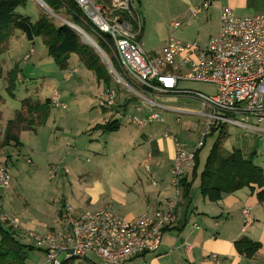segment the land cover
<instances>
[{
  "label": "crops",
  "instance_id": "1",
  "mask_svg": "<svg viewBox=\"0 0 264 264\" xmlns=\"http://www.w3.org/2000/svg\"><path fill=\"white\" fill-rule=\"evenodd\" d=\"M205 1L210 3L208 9L196 17H191V9L201 5ZM132 2L142 23V32L139 38L141 44L143 43L142 34L145 29V23L143 24L142 21L143 9L144 6H148L150 3H161L163 8L165 6L168 15L176 16L180 20L178 27L173 30L166 23L165 30L167 31L168 29L169 37L173 35L174 30L185 25L180 41L196 43L200 47H203L210 37L218 34L220 28L219 17L222 8H230L237 17L264 15V0H132ZM46 8L49 9V7ZM64 10L72 17V13L68 12L67 9ZM65 24L70 28L74 27L76 34L82 39L75 29V24L67 21H65ZM203 26H206L210 31L206 34L205 38H200ZM167 39L162 38L160 40L161 46L156 52L147 48L149 43H145L147 46L144 43L142 44L143 50L149 56L157 55L161 52ZM37 40L38 38L33 40L34 45L37 44ZM30 51L34 52L35 50L32 48ZM4 52L7 53L10 59H14V51L10 49V46L7 45ZM71 60L78 62L79 59L76 55L72 54L64 70H61L54 60L53 62L61 73L64 74V82L69 83L75 79L73 84L81 87L82 83L76 80L77 77L75 78L78 66H74L76 63L71 64ZM0 63L4 64L6 61L0 59ZM1 64L0 67L2 69ZM13 66H15L17 72L16 82L14 90L9 96L14 98L17 83L23 82L24 79L22 72L18 70V64L10 67L12 68ZM106 71L109 75L108 70ZM74 72L75 74H73ZM109 77L110 83L107 86L103 81H98L94 75L93 80H96L94 95L97 96L98 93L99 96L104 90H113L116 94L118 93L115 104L110 108L99 109L96 118L90 119L88 123L78 128L75 135L72 136L73 138L93 132L92 136L84 137L80 141L69 140L66 136L57 137L52 128L54 126L49 128V123L51 122L50 108H52L49 103L50 108L43 124L31 125L29 128L24 129L22 125L18 131H13V140L5 142L9 123L16 118L17 112L21 110V102L24 99L36 100L32 97H25L19 101L20 107L18 109L12 108V106L8 109V100L0 97V165H6L8 168V161H13L15 158L14 150L20 151L26 147V143H30V152H32L33 156H40L45 160V164L47 163V167L49 168L54 165V160L58 157L60 150L61 152L65 150V153H63L64 157L60 162L68 158H72L74 162H80L85 156L89 157L88 159H92L91 167L88 168V171L86 169L81 170L78 180L81 181V178L94 175V178H97L98 181L109 183L107 189L97 181H94L91 186L86 185V182L79 183L77 200L81 201L80 203H76L72 199L70 189L67 194L60 195L61 199L58 202L59 207L56 212L58 223H33V209H28L25 206L28 205L27 203L16 205L14 198L10 199L9 191L4 195H0V215H5L17 223V234L21 238L16 237L19 240L22 239L24 243L32 244L29 234L44 235L58 230L61 210L65 204L70 205L76 213L84 211L97 212L110 206L119 217L130 221L144 215L154 216L157 210H163L165 204L175 196L171 183L175 159L174 140H180L183 134L182 129L175 122L171 121L170 118H162L160 116L158 120L150 124L141 126L133 124V118L146 119L150 114L148 115L140 107L132 105V100L128 99L127 95L124 96L123 93L117 91L119 88L115 89L112 86L111 80L114 79L110 75ZM1 78L8 81V77L4 76L3 72ZM50 97H47V99L49 100ZM133 97L136 98L134 95ZM137 100L140 101L139 99ZM155 100L163 102L164 105L163 103L157 104L160 109L168 112H176L177 114L193 113L196 115L200 113L178 106H167V103L177 102L176 96H158ZM91 109L92 111L95 110ZM5 111L8 113L5 114ZM176 120L180 122L179 118ZM108 123H112L115 129L110 131L104 130L105 125ZM205 126L206 122L200 125V134ZM58 129L61 130L60 128H55L56 131ZM219 130V128H216L215 131L213 130L209 134L208 137H212L213 140L203 160L201 155L206 144L207 137L205 138L203 147L198 154L196 170L193 168L194 165L185 167L183 179L189 188L186 195H183L182 188L181 197L173 219L170 225L163 230L159 250L156 253L132 257L127 261V264H215L210 258L212 254L217 255L220 264H264V201H260L257 197V193L260 190L256 186H251L250 188L244 187L237 191L223 194L221 199L216 202L210 201L201 195L200 175ZM241 134L239 139L231 142L230 149L225 148V141L223 142V148L228 152L238 150L245 156L254 152L257 157L258 151L254 146V140H260L254 136L246 137L243 133ZM104 136L107 137L101 140ZM24 137L33 138V140L27 141ZM43 137L47 138L45 143L41 141ZM249 137H252V139H244ZM181 142L186 145L189 151L194 148V146L188 147L185 142ZM70 148H74L73 151H69ZM262 149H264V146L260 147V154L264 156ZM104 157L111 159V166H103L102 163L106 161L103 160ZM47 159H51L53 162L48 163ZM88 159L87 161H89ZM26 162L28 164L33 163L29 158ZM35 167L38 169L37 166ZM140 168L144 170L146 178L138 173ZM62 172L65 174L64 169ZM102 172H109V175L105 176ZM48 174L51 175L50 169H48ZM121 174H124V176ZM65 175L68 176V173ZM54 178H50L49 176L50 180H54ZM67 178L68 183L71 185L73 179L70 181L71 177L68 176ZM73 183L77 184V181L74 179ZM93 189L94 191H92ZM97 203L101 204L98 209L88 208L90 205ZM243 210H248L249 222L247 224L245 223ZM242 239L259 245L258 250L252 256L246 255L244 252L246 248H236V243ZM34 251L41 254L44 258V253L41 250L37 249ZM72 260L77 259L68 261L62 259V264L65 262L75 264ZM43 262L44 259L41 264ZM26 263L29 264L28 260ZM77 264H101V262L97 257L90 254L85 259L79 260Z\"/></svg>",
  "mask_w": 264,
  "mask_h": 264
},
{
  "label": "built area",
  "instance_id": "2",
  "mask_svg": "<svg viewBox=\"0 0 264 264\" xmlns=\"http://www.w3.org/2000/svg\"><path fill=\"white\" fill-rule=\"evenodd\" d=\"M70 1L80 9L81 23L94 38L78 29L93 40L94 49L117 84L153 109L159 108L155 100L158 96L191 98L200 103L199 115L207 119L191 151L180 140H174L171 183L175 196L154 216L144 215L127 221L110 206L97 212L76 213L65 204L58 230L44 235L29 234L33 247L44 253L43 264H62V259L83 260L90 254L101 264H127L132 257L159 250L163 230L170 225L181 197L184 169L194 165L195 153L203 147L212 129L233 126L242 129L246 137L254 136L264 141V15L237 17L230 8H222L219 32L203 47L170 36L160 53L149 56L139 39L142 23L132 0ZM209 6L205 1L193 7L190 16L196 17ZM176 27L178 23L171 22L170 29ZM183 82L215 85L216 91L206 94L182 88ZM116 97L115 91L104 90L97 104L110 108ZM49 103L53 108L66 109L59 91L53 92ZM158 119L159 114L153 112L146 119L133 118L132 122L141 126ZM56 171H51L50 178ZM64 171L68 173L66 168ZM8 185L9 170L2 164L0 188ZM243 215L247 224L248 210H243ZM0 225L18 227L5 215H0ZM210 258L220 264L217 255L212 254Z\"/></svg>",
  "mask_w": 264,
  "mask_h": 264
},
{
  "label": "rangeland",
  "instance_id": "3",
  "mask_svg": "<svg viewBox=\"0 0 264 264\" xmlns=\"http://www.w3.org/2000/svg\"><path fill=\"white\" fill-rule=\"evenodd\" d=\"M17 12L28 16L32 22H36L41 15L46 16L56 26L65 24V21L70 22L94 38V35L90 32V30H87V28L82 23H76L63 8L57 12L52 11L50 8L46 10L35 0H29L24 7H19ZM142 17L143 24L145 23V29L142 34L143 43H149L148 46L146 44L145 45L148 49H151L155 52L161 46L160 40L162 38H169L168 29L167 31L165 30L166 23L170 25L171 22H180L176 16H170L167 14L165 6L163 8L161 3H150L148 6H144ZM184 29L185 25L174 30L172 35L173 38L180 40L182 37L181 33L184 31ZM209 31L210 29H208L206 26H203L201 29L200 38H205ZM79 40L82 44L93 47L87 42H82L80 37ZM6 43L8 46H10V49L14 51V59H10L8 57L6 53L7 51L0 55V59L6 61L4 64L0 63L3 74L4 76L8 77L10 72L16 70L15 66L12 68L10 66L18 64V70L22 72L24 79L23 82L17 83V88L14 91V98L9 96L7 92V87L9 86L8 81L3 78L0 79V97L2 99L8 100L9 103L7 108L10 109L12 106V108L18 109L20 107L19 101L25 97H32L42 103L47 99V97L52 95L54 90H57L60 92L62 100L66 104L67 108L66 110L53 107L50 108L51 122L49 123V128L54 126L52 128L57 137L66 136L69 140L80 141L84 137L92 136L93 132H89L86 135H79L76 138L72 137L75 135L78 128L85 125V123H88L90 119L96 118L98 110H101V107L97 104L98 93L97 96L94 95V89L96 86V80H93L94 74L91 71L86 70L80 60H78V62L71 60V64L76 63L74 66H78V72L75 75V78L77 77L76 80L80 81L82 85L81 87L74 85L73 81L75 79L69 83L64 82V74L61 73V71L54 64L53 60L47 55L42 38H38L37 44L34 45L33 41L27 40L20 31H13ZM32 48L35 50L34 52L30 51ZM144 48L147 50L146 47ZM104 51L107 56L110 57V53H108L106 49ZM96 54L100 58L97 51ZM25 56H28V61L24 60ZM100 61L104 69L107 70L101 58ZM73 74H75V72ZM111 81L112 86L115 89L119 88L117 91L123 93L124 96L127 95L126 97L132 100L131 104L135 107H140L144 112H147L148 115L153 112L158 113L160 117L170 118L171 121L179 125L183 132L180 140L185 142L188 147H193L197 139L200 138V125L207 122L206 118L193 113L177 114L176 112H168L160 108H150L148 105L141 103L136 98H134L132 94H129L127 88H124L119 84L117 85L114 80ZM181 87L206 94H213L216 91L215 85L194 82H183ZM29 93L33 95H30ZM156 102L163 103L161 101ZM166 105L169 107L178 106L182 107L183 109L192 110L194 112L202 111L200 103L188 97L179 96L177 97L176 103H167ZM91 108L95 109L94 111L96 112L92 111ZM6 113L8 112L5 111V114ZM178 118L180 119V122H177L176 119ZM55 128H60L61 130L58 129L56 131ZM227 131L228 136L224 142V146L225 148L230 149L231 142L239 139V136L242 135L241 133H243V130L233 126H228ZM106 137L107 136H104L101 140ZM24 139L27 141L33 140V138L25 137ZM46 139V137H43L41 141L45 143ZM244 139L250 140L252 137ZM212 140V137L206 138L205 148L201 155L203 160ZM254 146L258 151V155L254 159V164L261 169H264V156L260 154V147L264 146V143H262V141L254 140ZM73 149L74 148H70L69 151H73ZM14 152L15 158L13 161H8L7 163L10 175L9 185L5 189L0 188V195H4L7 191H9L8 194L10 195V199L14 198L16 205H23L27 203L28 205L25 206L28 209H33V223H58L56 212L59 207L58 202L61 199L60 195L64 193L67 194L70 189L72 199L76 203H80L81 201L77 200L79 183L86 182V185L91 186L93 185L94 181H97L100 182L105 189H107L109 186L108 182L106 183L98 181L97 178H94V175L88 176L87 178H81V181L78 180V175H81V170L86 169V171H88V168L91 167L92 159H88L89 157L87 158V156L81 159L80 162H74L72 158L63 159V161L60 162V160L64 157L63 153H65V150H63V152L60 150L58 157H56L54 160V165L49 168L47 167V163L45 164L44 159H42L40 156H33L32 152H30V143H26V147L24 149H21L20 151L14 150ZM28 158L33 161L32 164H28L26 162ZM87 159L89 161H87ZM103 160H106L104 163H102L103 166H111V159L109 157H104ZM47 162H53V160L47 159ZM35 166H37L38 169H36ZM64 168H67L68 170V176L71 177L70 181L71 179H75L77 184L73 183V180L71 185L68 183V176L62 172ZM48 169L51 171L54 169L57 170V173L54 176L55 178L53 177L54 180L49 179L50 175L48 174ZM143 171L144 170H141L140 168L138 173L142 174V176L146 178L145 172ZM92 172L95 173L94 171ZM102 173L105 176L109 175V172ZM121 175L124 176V174ZM92 191H94V189ZM100 205V203H97L90 205L88 208L98 209ZM28 256L29 257L27 260L29 264H41L44 259L41 254L35 251H33V253L30 252ZM72 262L77 264L79 260H72Z\"/></svg>",
  "mask_w": 264,
  "mask_h": 264
},
{
  "label": "trees",
  "instance_id": "4",
  "mask_svg": "<svg viewBox=\"0 0 264 264\" xmlns=\"http://www.w3.org/2000/svg\"><path fill=\"white\" fill-rule=\"evenodd\" d=\"M29 0H0V55L7 47V40L13 31H20L27 40L42 38L48 55L55 64L64 70L67 67L69 57L74 54L82 62L84 67L91 71L98 81L109 85L110 77L101 64L96 51L80 42L79 36L68 25L56 26L46 16L41 15L36 22H32L28 16L17 12L19 7H24ZM52 11H59L61 8L72 13L76 23H81L82 13L77 5L70 0H42ZM101 42V41H100ZM6 43V44H5ZM103 50L104 46L99 45ZM16 70L8 74L7 92L10 95L16 82ZM2 69L0 67V79ZM49 100L43 103L24 99L21 102V110L17 112L16 118L9 123V130L6 133V141L13 140V131H18L21 126L29 128L31 125H41L45 122L49 110ZM112 123L105 125L104 130H114ZM216 128L212 129L215 131ZM226 128L218 131L217 138L206 159L204 169L200 175L201 195L210 201L216 202L223 194L237 191L244 187L256 186L260 191L257 197L264 201V170L254 164L256 154L253 152L247 156L238 150L226 151L223 142L227 138ZM15 140V139H14ZM195 153L194 170L197 167L198 154ZM196 172V171H195ZM183 195H186L188 184L182 180ZM12 227L0 225V264H27L28 255L35 250L32 244H27ZM21 238V237H20ZM246 248L247 256H252L259 248L247 240H240L236 248ZM37 250V249H36ZM63 264H68L67 262Z\"/></svg>",
  "mask_w": 264,
  "mask_h": 264
},
{
  "label": "bare ground",
  "instance_id": "5",
  "mask_svg": "<svg viewBox=\"0 0 264 264\" xmlns=\"http://www.w3.org/2000/svg\"><path fill=\"white\" fill-rule=\"evenodd\" d=\"M35 1H36L37 3H39V4H41L46 10H48V9L46 8V6H44V5L40 2V0H35ZM75 29L77 30L78 28L75 27ZM77 31H78V33L81 35V37L83 38V41H84V42H87L88 44H90V45H92V46L94 47L93 40H92L90 37L84 35L79 29H78Z\"/></svg>",
  "mask_w": 264,
  "mask_h": 264
},
{
  "label": "water",
  "instance_id": "6",
  "mask_svg": "<svg viewBox=\"0 0 264 264\" xmlns=\"http://www.w3.org/2000/svg\"><path fill=\"white\" fill-rule=\"evenodd\" d=\"M40 2L44 5V6H46L41 0H40ZM47 7V6H46ZM71 29H73L74 30V27H71ZM76 32V31H75Z\"/></svg>",
  "mask_w": 264,
  "mask_h": 264
}]
</instances>
